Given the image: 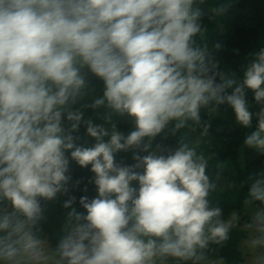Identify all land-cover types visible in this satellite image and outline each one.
<instances>
[{
    "label": "clouds",
    "instance_id": "obj_1",
    "mask_svg": "<svg viewBox=\"0 0 264 264\" xmlns=\"http://www.w3.org/2000/svg\"><path fill=\"white\" fill-rule=\"evenodd\" d=\"M193 3L0 0V200L13 209H0V260L44 258L30 226L41 218L42 199L67 192L70 161L91 165L98 195L80 198L86 215L74 207L68 213L73 227L56 249L65 264L198 259L197 249L209 240L227 238L230 224L210 223L221 210L210 209L206 199L214 185L204 157L187 144L165 153L160 145L151 150V143L173 121L174 131L199 122L200 109L213 101L229 104L237 121L250 126L245 89L264 101V50L243 83L226 94L236 82L214 71L217 65L193 46L201 32ZM85 68L103 81V95L73 109L87 94ZM101 106L131 118L135 130L124 135L115 124L109 130L83 120V109ZM82 121L95 139L90 147L73 135ZM245 144L264 152V110ZM135 148L148 154H134L131 165L115 161L117 152ZM249 196L264 204V174ZM256 219L264 233V212Z\"/></svg>",
    "mask_w": 264,
    "mask_h": 264
},
{
    "label": "trees",
    "instance_id": "obj_2",
    "mask_svg": "<svg viewBox=\"0 0 264 264\" xmlns=\"http://www.w3.org/2000/svg\"><path fill=\"white\" fill-rule=\"evenodd\" d=\"M192 10H199L201 13L198 21L201 32L193 38V46L205 51L206 61L210 65L211 63L217 65L214 71L222 74L225 80L231 79L236 82L226 89V94H231L237 85L243 83L244 72L256 61L257 54L264 50V0H194ZM83 71L88 84L85 90L87 94L72 106L73 109H79L86 103L90 104L94 98L103 95V81L87 68ZM217 82H221L219 75ZM245 99L248 110L252 113L251 124L248 127L237 121L235 112L229 104L217 105L213 101L200 109L199 122L189 120L185 127L174 131L173 121L152 140L153 151L157 150V145L166 153L175 150L181 144H187L197 155L204 157L207 161L205 174L210 184L214 185L206 199L210 209L221 210L220 215L213 217L210 223L215 225L219 220L230 224L226 239L209 240L206 247L197 249L198 259L194 257L182 260L166 256L156 258L157 261L167 264H203L211 259L222 260L225 264L244 262L245 253L241 243L247 238L249 228L244 227L242 222L250 223L252 220L247 213H254L256 216L257 212H264V204L252 201L249 196L251 185L264 174V152L245 144L247 136L258 128L259 113L264 110V101L257 102L251 89H245ZM83 112V120L90 119L94 124L103 125L109 130L112 124H115L116 130L124 135L135 130L131 118L112 113L104 106L96 109L86 108ZM65 126H68L67 121ZM73 135L78 136L80 138L78 143L86 147L95 143V139L87 134L83 121ZM107 139L105 137V140ZM147 141L148 138H145V143ZM134 154L144 156L148 153L135 148L117 152L114 159L117 163L131 165L135 163ZM68 175L71 179L66 185L67 192L57 194V197L50 201L42 199L41 218L30 226L35 237L48 244L49 256L57 259L58 264L65 262L56 251L57 245L73 227L68 213L74 207L86 215V210L79 202L80 198L87 196L91 200L98 195L91 165L81 167L75 161H70ZM133 186L138 187L136 182H133ZM70 197L76 198L75 203L71 207H65V202ZM7 205L10 206L8 209ZM0 209L13 211L7 200H0ZM234 213L236 221L233 225L229 223V217ZM258 236L262 238L264 234L259 232Z\"/></svg>",
    "mask_w": 264,
    "mask_h": 264
},
{
    "label": "rangeland",
    "instance_id": "obj_3",
    "mask_svg": "<svg viewBox=\"0 0 264 264\" xmlns=\"http://www.w3.org/2000/svg\"><path fill=\"white\" fill-rule=\"evenodd\" d=\"M10 206L7 205L8 209ZM252 217V220L249 222H242V225L244 227H248V236L246 239H244L241 243V248L243 252L245 253V260L242 264H264V243L261 244H254L253 241L264 239V237H259L258 234L260 231H258L259 228V222L256 219L255 214L253 213H247ZM241 217V216H240ZM243 218V217H242ZM236 221V215L231 214L229 217V223L233 224ZM264 234V233H262ZM42 248L44 252V258L40 261H28V260H21V264H58V260L52 258L49 256V246L45 242H42ZM158 258V257H157ZM0 264H8L6 261H0ZM155 264H167L162 261L155 260ZM203 264H225L222 260L219 259H211L205 261Z\"/></svg>",
    "mask_w": 264,
    "mask_h": 264
}]
</instances>
